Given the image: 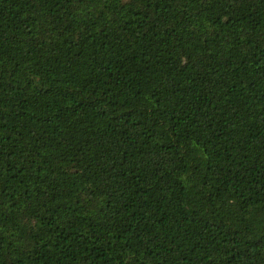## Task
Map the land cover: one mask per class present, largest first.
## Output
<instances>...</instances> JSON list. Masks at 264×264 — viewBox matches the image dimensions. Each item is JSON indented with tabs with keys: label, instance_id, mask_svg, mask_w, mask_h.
<instances>
[{
	"label": "trees",
	"instance_id": "16d2710c",
	"mask_svg": "<svg viewBox=\"0 0 264 264\" xmlns=\"http://www.w3.org/2000/svg\"><path fill=\"white\" fill-rule=\"evenodd\" d=\"M0 264H264V0H0Z\"/></svg>",
	"mask_w": 264,
	"mask_h": 264
}]
</instances>
